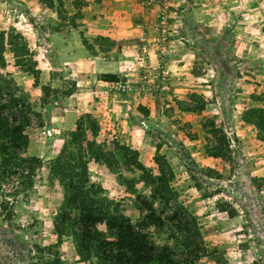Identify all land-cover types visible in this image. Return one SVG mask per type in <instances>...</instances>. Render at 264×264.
Here are the masks:
<instances>
[{"label":"rangeland","instance_id":"374dc122","mask_svg":"<svg viewBox=\"0 0 264 264\" xmlns=\"http://www.w3.org/2000/svg\"><path fill=\"white\" fill-rule=\"evenodd\" d=\"M73 1L64 0V17L75 13ZM83 1L78 26L64 25L66 29L81 31L90 52L112 49L121 56L118 59L132 74L118 72V80L126 85L121 94L151 99L135 101L133 108H118V101L98 95L101 101L85 112L87 137L91 138L89 120L98 129L97 145L116 171L91 158V181L100 184L134 221L139 216L137 197L149 198L152 187L136 168L132 151L152 175L159 172L155 157L164 155L173 169L170 186L200 226L206 255L196 264H264V140L247 121L251 109L264 108V0ZM107 11L117 26L124 27L117 33L125 34V45L101 34H83L87 29L83 25L93 23L96 16L102 20L98 25H103ZM64 19L40 0H0V31L26 43L19 53L37 61L40 83L43 71L52 65L51 76L68 82L61 92L72 89L75 80L70 71L59 76L66 68H54L72 66L60 61L50 25ZM4 56L6 67L28 74L15 65L7 41ZM61 92H48L43 100L42 90L40 101H59ZM205 101L225 102L231 121L212 105L201 117L180 116L181 111L201 108ZM32 105L38 111L39 103ZM42 111H38L41 118L32 116L26 128L27 154L44 161L32 187L14 194L22 188L19 179L0 180V264H51L47 261L56 257L60 263L53 264H89L78 260L70 234L54 246L62 188L50 175L51 158H46L45 147L50 141L52 153L58 150L71 130L50 135L52 125L43 122L46 110ZM56 135L61 138L54 140ZM215 151L222 155L212 156Z\"/></svg>","mask_w":264,"mask_h":264},{"label":"trees","instance_id":"16d2710c","mask_svg":"<svg viewBox=\"0 0 264 264\" xmlns=\"http://www.w3.org/2000/svg\"><path fill=\"white\" fill-rule=\"evenodd\" d=\"M40 1L49 10H56L59 19L65 18L60 23L50 25L51 33L68 34L69 30L64 25L73 28L78 26L76 18L80 17V8L85 1L74 0L76 11L68 17H64L67 12L64 0ZM6 41L14 54L15 65L32 75L34 85H38L41 71L37 67V61L19 53L22 49L25 50L26 43L17 36L5 34L3 30L0 31L1 69L6 67ZM101 76L109 78L108 74ZM42 90L45 92L43 100H46L48 92H61L49 84H42ZM70 93L71 91L66 90L61 95ZM250 111L247 121L259 129L264 140V108ZM32 116L41 118L23 85L17 82L11 72L0 70V180L13 176L19 179L18 183L22 188L14 190V194L32 187L33 178L44 163L42 157L27 154L29 137L26 128L31 125ZM88 117V113H85L77 119L75 129L68 131L63 137L57 155L49 159L50 175L62 188V201L54 219L57 237L54 246L61 243L63 235L70 234L80 262L196 264L206 255V247L196 216L179 200L176 191L170 186L173 169L168 160L164 155L155 157L159 172L152 175L136 159L137 151H132L136 168L152 187L149 198L137 197L139 216L133 221L124 213L118 201L107 197L103 187L90 179L88 165L91 158L96 162H103L113 172L116 171L106 153H102L101 146L97 145L95 137L98 129L89 120L91 138L87 137L82 119ZM48 144L50 141L45 147V154L50 151ZM124 149L129 150V147L125 146ZM221 155L220 151L212 154L214 157ZM47 249L52 248L48 246ZM47 262L60 263L59 257Z\"/></svg>","mask_w":264,"mask_h":264},{"label":"crops","instance_id":"0c3cea01","mask_svg":"<svg viewBox=\"0 0 264 264\" xmlns=\"http://www.w3.org/2000/svg\"><path fill=\"white\" fill-rule=\"evenodd\" d=\"M105 16V18H103V21H105L103 25H98V22L102 21L101 19H99L100 16H96L97 19H93V23L90 22L86 23V25H83L85 28H87L83 32V34L85 35L90 32L89 34L93 37L101 34L103 36L109 37L112 40L120 41L121 43H123V40H126L125 34L120 35L119 33H117V31H120V28H122L123 26L119 27L116 25L115 21H112V17L114 16L112 13H108L107 11ZM81 36L82 33L79 30L70 31L68 36H64V34L60 33L52 34L53 38L51 39V42H56L57 44V47H55V49H57V51L61 54L59 58L60 61L69 64L68 66H72H63L61 68L56 66L54 68L59 70H61L62 68H66V71H62V73L61 71H59V76L61 74H64L65 72L70 71L71 74L74 75L72 79L75 80V85L72 89H69L71 93L69 95L60 94L59 101H54V103L44 101L43 103H41L40 94L42 91V83L34 85V79L33 77H31V75H22V73H18L20 72V70L17 71L18 69H10L8 67L4 68V70L12 72L15 78H19L20 84L23 85L25 90L30 95V98L32 100L31 103L35 105L39 103V105L36 106V109L40 112H43L42 110H46V113H44L43 115V122H45L50 127L52 125V130H48L50 135H53V133L59 132L61 130H72L75 122L80 117V115L93 109L96 100L101 101L100 99H97L99 97L98 95L106 97L107 99H104L105 101H118V103H116L115 105L118 108H124L127 106L133 108V104L135 101H151L149 97L145 100L146 96H142L139 99V97L134 94H121V90H112L110 92L107 91L109 89L108 86L114 87L119 83L125 85L123 81L118 80L120 76L118 72H121L122 74H125L127 76H131L132 74L130 73L129 69L126 68V66L128 65L121 63V61L118 59L119 57L121 58V56H118L115 50L111 49L108 52H90L83 44ZM122 59L125 58L122 57ZM50 68H53V66L51 65L49 69L43 71V73L45 74L43 84H48L47 82H49V84L53 88H56L58 90L65 89L68 82L65 81L64 77L60 78L55 75L51 76ZM52 72L54 74H57L56 71ZM103 74H108L109 78L101 76ZM208 105H212L215 110L221 108V113L224 117V120H228L229 122L231 121V117H229L231 113L225 111L226 104L225 102L223 103V101H205L201 108L194 111H181L180 116L184 115L190 117V115L193 114L201 117L207 111ZM228 105L230 106V104ZM60 138L61 137L59 135L53 137L54 140H58ZM60 147L61 145L59 146V149L54 151L53 153L50 150L48 153V157L46 158L55 157L59 152Z\"/></svg>","mask_w":264,"mask_h":264},{"label":"built area","instance_id":"2783aa9c","mask_svg":"<svg viewBox=\"0 0 264 264\" xmlns=\"http://www.w3.org/2000/svg\"><path fill=\"white\" fill-rule=\"evenodd\" d=\"M167 72H164V74H166ZM126 87V85L122 84V83H119L117 85H115L114 87L113 86H108V90L107 91H112V90H124ZM165 88V87H163Z\"/></svg>","mask_w":264,"mask_h":264}]
</instances>
